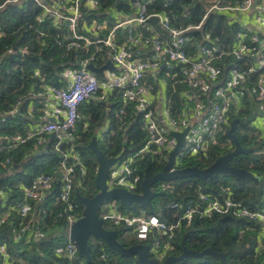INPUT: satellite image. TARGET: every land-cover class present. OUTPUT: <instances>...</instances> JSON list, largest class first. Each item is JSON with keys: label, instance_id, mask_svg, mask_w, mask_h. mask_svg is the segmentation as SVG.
<instances>
[{"label": "built area", "instance_id": "2783aa9c", "mask_svg": "<svg viewBox=\"0 0 264 264\" xmlns=\"http://www.w3.org/2000/svg\"><path fill=\"white\" fill-rule=\"evenodd\" d=\"M120 1L128 7L129 12L115 8L103 11L102 0H5L0 4V11L10 4L20 6L24 20L31 18L41 26V30L35 31L40 38L47 36L43 27L60 30L62 34L58 35V39L61 37L63 49L67 53L74 52L76 61L66 87L42 84L45 92L43 96L57 99L64 109V116L58 121L29 130L26 134H0V155L2 145L14 150L32 142L34 150L40 152L46 148L45 135H55L59 151V144L67 142L75 131L81 118V107L98 97L100 90L107 95L119 91L125 104L115 112L110 110L112 116L119 118L122 130L129 125L126 120L129 115L127 106L132 107L133 114H142L146 144L134 155L125 156V151L119 155L123 157L110 169L107 185L109 190L120 188L138 194L136 191L141 188L142 181L136 165L145 154L168 162L170 153L178 144L175 134L186 132L184 145L172 168L179 169L190 158L206 155L212 146L230 144L222 142L221 138L231 127L232 115L245 108L246 100L260 104V108H263L264 37L259 32H252L250 37L246 33L241 34L238 43L229 50L216 45L209 47V36L199 43L186 37L191 30H201L204 21L197 26L178 28L170 16L149 14L148 9L155 0ZM254 6L264 10V0L237 1L226 8H219L217 2L206 10L207 16L213 11L226 12L228 15L248 14ZM152 22L159 25V32ZM27 27L28 33L34 25L30 23ZM9 35L0 21V39ZM8 53L12 54L13 50L9 49ZM21 53L27 55L25 50H21ZM227 57H253L255 65L248 71L236 67L224 68ZM106 58L114 64L115 71L105 69V80L100 81L89 66L98 67L100 61L106 63ZM258 72L261 73L251 83V74ZM169 81L176 85L183 84L190 90L186 96L194 103V107L189 108L181 119L171 116L168 98L166 96L164 99L162 95ZM67 158L69 155H65ZM11 164V159L0 158V168L8 169ZM55 172L41 175L31 185L22 187L23 197L13 210L19 219L14 239L25 246L53 235L61 236L64 238V247L56 251L59 258L68 264H91L80 254L78 246L71 239L72 227L84 216V212L72 201L77 184L73 178L74 166L64 162ZM59 173L62 175L61 184L54 188L56 174ZM174 187L163 184V190L157 192H166ZM49 196L50 205H45L48 204ZM222 197L220 201L200 192L196 199L182 205L183 214L172 224L163 222L157 216L126 214L118 209L117 200L104 203L99 209V217L104 220V225L108 223L130 228L131 234L140 244L149 246L155 260L163 263L172 256V241L176 232L184 223L189 226L195 217L232 213L237 217L264 223V210L251 211L234 203L228 196ZM10 215L7 213L2 222L7 221ZM99 260L105 264H123L115 255L107 252L101 253ZM0 264L24 263L11 257L7 246L3 244L0 245Z\"/></svg>", "mask_w": 264, "mask_h": 264}, {"label": "trees", "instance_id": "16d2710c", "mask_svg": "<svg viewBox=\"0 0 264 264\" xmlns=\"http://www.w3.org/2000/svg\"><path fill=\"white\" fill-rule=\"evenodd\" d=\"M4 1L1 0L0 4ZM237 1L242 0H215L214 2H210V0H155L148 12L149 14L159 13L174 18L173 24L178 28L197 26L204 21L201 30H191L186 34V37L192 42L199 43L206 36H209L210 42L207 43L209 47L216 45L229 50L238 43L239 36L245 34V30L239 23L231 20L232 16L226 12L213 11L207 16L206 8L217 4V2L219 8H226L233 6ZM113 8L129 12L128 7L120 0H102L103 11ZM21 15V7L12 4L0 11V20L4 29L10 33L8 37L0 39V134L3 135L26 134L28 130L24 131L21 121L26 122L25 112L28 102L24 105L21 103L29 101L31 93L43 92L42 84L61 88L64 80L61 76L63 71L76 67L75 53H67L61 45V37L58 39V35L62 34L60 30L50 26L43 27L47 36L40 38L35 31L41 30V26L31 18L24 20ZM205 16L207 17L204 20ZM30 23L34 25V28L27 33V24ZM152 23L159 32L161 29L159 25L155 22ZM23 25L25 26L22 29L21 26ZM163 34L165 33L163 32ZM250 35L246 34L247 37ZM9 49L13 50L12 54L8 53ZM21 50H25L28 57L21 53ZM106 60L109 59L106 58ZM224 63L226 64L224 68L225 66L232 68L231 65L235 64L236 68L248 71L250 67L255 65V60L253 57H243L242 59L227 57ZM105 65L106 63L100 61L96 68H102ZM36 70L40 72V76L36 75ZM260 73L251 74L250 82L254 83ZM102 74H96L100 81L105 80ZM102 92L103 90H100L99 95ZM165 92L172 117L181 119L186 116L189 108L194 107V103L190 102L186 96L190 90L185 85H176L169 81ZM124 104V101L116 98L109 109L115 112ZM84 105L87 108L86 113H88L87 128L85 129L79 121L70 139L59 144V151L57 150L58 139L55 135H45L46 147L48 148L45 154L42 153L43 150L36 152L33 148V142L14 150H8L2 145L3 150L0 158H9L12 164L8 169L0 168V191L2 192L0 222L7 213H11V215L7 221L0 224V245H6L10 256L20 259L24 264L68 263L56 255V251L64 247V238L61 236L53 235L46 240L25 246L23 243L15 241L14 230L19 219L13 210L23 197L22 187L31 185L41 175L55 174L57 168L60 169L65 162L69 166H74L73 178L77 184L74 186L72 201L82 213L84 206L78 200L77 195L92 198L98 193L95 179L99 170V162L96 154L89 148V144L94 136L98 137V131L106 120V110L103 107L104 104L95 103L92 100ZM21 106H23V114L15 117L12 111ZM127 107L128 127L121 130L119 118L111 116L112 125H109L105 140L100 144L98 143L99 148L107 158H118L124 151L125 156L134 155L146 144V135L142 129V114L139 112L133 114L132 107ZM132 114L133 117H131ZM262 114L260 104L246 100L245 108L232 115V122L238 120L235 134L242 147L248 150V153L232 158L230 165L238 169L248 170L255 176L256 181L239 180L229 175H215L205 182L197 178L172 180L167 184L175 187L157 198L160 204L158 210L147 208L151 209L152 212V215H148L157 216L168 224L176 223L183 214L182 205L191 199H196L200 192L220 201L223 200V195L228 196L234 203L251 211L264 210V134L255 125L256 120L262 117ZM221 141L230 144L226 147L212 146L206 155L199 154L190 158L179 169L187 167L206 169L219 157L234 150V141L228 136V133L221 138ZM65 155H69V158L65 159ZM166 164L167 162L159 159V157L145 154L136 165L141 181L143 182L146 176L153 177L160 173ZM19 169L20 171H18ZM9 170H14L15 173H6ZM56 179L57 183L54 188H58L61 184V178L58 174H56ZM93 189L97 193H93ZM136 192L141 194V188L139 187ZM50 201L51 196L48 197V204L45 205H50ZM134 206L141 207L133 205L132 208ZM42 207L46 208L47 206ZM124 207L122 206V208ZM104 227L108 230L118 231L117 240L124 247L129 248L140 244L134 235L136 240L134 239L127 244L122 242L125 234L130 232V228L112 225L108 228L106 224ZM262 230L263 225L258 221L237 217L232 213L225 215L215 213L205 218L195 217L189 226L184 223L182 228L176 232L172 241L174 251L171 255L179 256L185 248L197 252L211 248L219 254H225L228 264H264ZM89 248L92 255L91 264H105L99 260L100 254L103 252L115 255L123 264H140L137 257L122 258L116 251L109 249L102 240L94 237L89 240ZM149 256L151 259H155V255L151 251H149ZM175 264L222 263L212 256H205L200 259H185Z\"/></svg>", "mask_w": 264, "mask_h": 264}, {"label": "water", "instance_id": "95a60500", "mask_svg": "<svg viewBox=\"0 0 264 264\" xmlns=\"http://www.w3.org/2000/svg\"><path fill=\"white\" fill-rule=\"evenodd\" d=\"M157 21V20H155ZM28 57V55H27ZM40 59V57H38ZM235 67V64L231 65ZM114 69L113 63L109 62L102 68H96L92 65L89 69L96 74H102L104 69ZM20 112V111H19ZM19 114V113H18ZM238 120L232 122L231 128L228 131V136L234 141V150L224 156L219 157L211 166L206 169L198 167H187L183 169L172 170L175 163V158L184 145L186 132L177 133L175 136L178 138L177 147L170 153L169 160L163 170L153 177L146 176L142 182L141 194L130 193L125 189L109 190L107 180L110 169L119 162L123 155L118 158H107L106 155L98 146V137L94 136L89 144V148L96 154L99 162V170L95 179V185L98 193L90 198L82 195H77L78 200L84 206V216L72 227L71 239L76 243L79 248L80 254L84 256L88 263L92 262V255L89 248V240L91 237L102 240L106 246L116 251L122 258L137 257L140 264H175L185 259L195 258L200 259L205 256H212L219 259L222 264H228L225 254H219L211 248L205 249L201 252L189 250L185 248L183 253L179 256H170L163 263H159L149 256V246L137 244L132 247H124L118 240V231L108 230L104 227V220L99 217L100 207L109 201L118 200L122 206L131 208L133 205L141 207L152 208V201L163 196L164 192L153 191L154 185L159 182H170L172 180H183L187 178H197L203 182L207 181L210 177L215 175H229L235 179L256 181L255 176L245 169H238L230 165L232 158L248 153L239 141L235 134ZM46 147L42 153H46ZM60 177L61 173L58 174Z\"/></svg>", "mask_w": 264, "mask_h": 264}, {"label": "crops", "instance_id": "0c3cea01", "mask_svg": "<svg viewBox=\"0 0 264 264\" xmlns=\"http://www.w3.org/2000/svg\"><path fill=\"white\" fill-rule=\"evenodd\" d=\"M231 20H234L235 22L239 23L240 26L245 30V33L247 35H250L252 32H259L264 37V10L258 6H254L253 9L248 14H239L234 13L231 15ZM1 21V20H0ZM109 63V60H106V65ZM73 68H70L68 70L63 71L62 77H63V84L61 88H64L68 85V80L70 77V71ZM105 70V69H104ZM103 70V73H104ZM115 71V69H113ZM36 75L40 76V72L36 70ZM103 75V74H102ZM68 81V82H67ZM41 89L43 92L39 93H31L29 97V101H24L21 104L24 105L26 102H28V107L25 112V121L22 122V126L25 129L24 131L29 130H35L37 128H40L41 125L48 122H54L60 120L64 116V109L59 105V102L55 98H46L43 96L44 87L41 86ZM30 90H32L30 88ZM163 98H166V92L163 90ZM116 98H119L120 101H124L123 98L120 96L119 91H115L110 95H107L104 91L101 95L98 97L92 99V101L104 104V109L106 110V120L101 126V129L98 131V143L104 141L106 137V133L109 130V125H112V121L110 117L112 116V113L110 112V107L114 104V101ZM109 106V107H108ZM18 107L14 111H12V114L16 116H21L22 108ZM108 107V108H107ZM103 109V110H104ZM87 108L84 106L80 109V122L84 125V128L86 129L88 126V113H86ZM104 110V111H105ZM20 111V112H19ZM261 112H263L262 117H259L257 120L260 123H258V128L264 134V106L261 109ZM19 113V114H18ZM256 120V121H257ZM256 123V122H255ZM14 170H9L8 174L15 173ZM20 171V169L18 170ZM2 196V192L0 191V197ZM5 217V216H4ZM263 225V230L261 237L264 238V223H261Z\"/></svg>", "mask_w": 264, "mask_h": 264}, {"label": "rangeland", "instance_id": "374dc122", "mask_svg": "<svg viewBox=\"0 0 264 264\" xmlns=\"http://www.w3.org/2000/svg\"><path fill=\"white\" fill-rule=\"evenodd\" d=\"M215 0H210V2H214ZM233 65V64H232ZM258 123H260V120L258 122V120L256 121L255 125L258 126ZM223 144L221 143L219 146H222ZM226 147V146H224ZM179 182V181H177ZM163 184H167V182H159L158 184L154 185L152 190L153 191H162L163 190ZM93 193H97V191L95 189H93ZM152 205H153V209L154 210H158L159 209V200L158 199H154L152 201ZM148 207H138V206H134L133 208H128V207H124L122 208V205L120 204V202L118 203V209L119 210H122L123 212H125L126 214H133V215H136V216H139V215H152V212H151V209H147ZM106 227H110V224H106ZM135 237L131 234V232H127L125 234V236L123 237L122 239V242L124 243H129L130 241L134 240ZM136 240V239H135ZM141 243V242H139Z\"/></svg>", "mask_w": 264, "mask_h": 264}]
</instances>
